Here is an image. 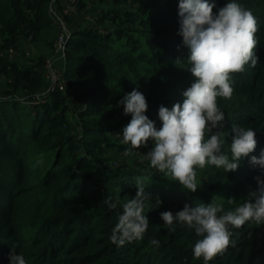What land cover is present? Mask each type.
I'll return each instance as SVG.
<instances>
[{
	"label": "trees",
	"instance_id": "16d2710c",
	"mask_svg": "<svg viewBox=\"0 0 264 264\" xmlns=\"http://www.w3.org/2000/svg\"><path fill=\"white\" fill-rule=\"evenodd\" d=\"M52 2L0 0V84L5 83L0 90V264H10L11 251L27 264H204L193 254L201 237L186 223L165 224L161 213L175 215L186 203L219 204L227 212L255 200V177L264 179V170L249 162L264 150V0H235L257 19L259 60L232 74L231 98L217 100L225 119L212 130L229 132L222 151L230 158L233 125L255 131L256 149L241 158L235 172L197 167L194 193L149 163L112 168L102 156L108 147L130 148L119 136L131 120L119 103L125 94L141 92L148 104L145 115L159 128V107L182 103L183 91L195 80L189 49L178 34L179 0H78L83 22L72 28L65 45V91L53 90L44 103L28 106L48 87L44 59L21 63L9 52L23 39L35 41L54 29ZM208 2L217 13L228 0ZM148 144L153 148L151 140ZM138 176L146 177L149 227L142 239L119 246L110 237L123 203L136 194ZM109 197L119 201L114 210L104 203ZM229 231L232 243L208 264H264V224L250 220Z\"/></svg>",
	"mask_w": 264,
	"mask_h": 264
},
{
	"label": "clouds",
	"instance_id": "9594fccd",
	"mask_svg": "<svg viewBox=\"0 0 264 264\" xmlns=\"http://www.w3.org/2000/svg\"><path fill=\"white\" fill-rule=\"evenodd\" d=\"M215 7L208 0H179L178 34L189 49L187 60L195 80L183 91L182 103H175L171 109L163 105L159 107V128L145 115L147 100L138 90L125 94L119 102L124 107V114L131 115L123 134H118L122 137V144L130 145L125 154H133L132 149L146 147L151 140L153 148L147 154H141L150 162L149 167L193 193L198 189L197 167L203 169L210 164L226 173L235 172L241 158L254 152L257 146L252 128L233 125L230 158L222 151L229 132L212 131L220 128L225 119L217 100L231 98L232 74L244 71L249 62L254 67L259 60L254 51L258 43L255 35L258 23L252 11L235 0H228L217 13L213 12ZM206 134H210L207 140ZM249 162L264 170V150L259 157L251 156ZM145 179L136 178L135 196L122 205V214L118 216L110 237L114 244L123 246L126 242L142 239L149 227V220L144 215L145 200L149 198L145 193ZM255 179L257 189L251 193L254 202L246 200L227 212L219 204L192 206L186 203L175 215L166 211L161 213V218L169 226L179 221L193 229L195 235L201 237L194 244V257L202 258L204 264H208L232 243L229 226L240 228L250 220L264 224V179L260 176ZM233 202L229 200V203ZM104 203L114 210L119 201L113 202L109 197ZM151 243L159 245L155 239ZM9 260L10 264H27L22 254L13 251Z\"/></svg>",
	"mask_w": 264,
	"mask_h": 264
},
{
	"label": "rangeland",
	"instance_id": "374dc122",
	"mask_svg": "<svg viewBox=\"0 0 264 264\" xmlns=\"http://www.w3.org/2000/svg\"><path fill=\"white\" fill-rule=\"evenodd\" d=\"M56 11L58 13L61 11L60 5L56 7ZM76 11L78 12V10ZM77 12L72 13L71 15L65 17L64 19L66 33L69 35L72 33V28L75 27L77 22L80 23L83 22V18L81 17V15L77 16ZM85 18L87 19L89 17H85ZM57 31H58L57 27L54 25V29L53 28L49 29L44 34L40 35L38 39L35 41L29 39H23L21 41V44L19 45V49L13 52V54H11V59L24 63L31 59L43 58L44 65L42 72L46 80L49 78L52 81L53 76L54 74H56V72L59 74L58 77H60V75L62 76L65 54L64 52H59L56 49V45L58 44V41L56 42ZM50 84H52V82ZM61 85L64 86V82L62 80L58 82V86H56V84L52 86L50 85L51 88L48 89L47 87V89L43 90L40 93V96L36 98H32L29 101V104L27 105L35 106L36 104L44 103L47 100L46 96H48L49 93L53 91V88H56L60 91H65V86L63 89L59 88ZM4 89H5V83H1L0 90H4ZM2 149L3 146H0V151ZM151 149L152 147L149 144H147L146 147L145 146L141 147L137 152H133V154L131 155H126L125 151H118L116 148L108 147L102 153V156L105 160L104 165L112 168L127 167L129 169H137V165H136L137 161H140L145 164L148 163L150 164L148 160L142 158L141 154H147ZM35 177L37 178V176Z\"/></svg>",
	"mask_w": 264,
	"mask_h": 264
},
{
	"label": "built area",
	"instance_id": "2783aa9c",
	"mask_svg": "<svg viewBox=\"0 0 264 264\" xmlns=\"http://www.w3.org/2000/svg\"><path fill=\"white\" fill-rule=\"evenodd\" d=\"M77 4L78 0H53L52 5H51V11L52 15L54 17V25L57 27V38L56 42L58 41V44L56 45V49L59 52H64L65 51V45L67 40L69 39L70 35L66 33V28H65V17L71 15L72 13L77 12ZM60 5L61 11L58 13L56 11V7ZM88 20H91V18H88ZM9 56L13 54V51L9 52ZM59 74L56 72L53 76V80L47 79L48 80V89L51 88L52 85L56 84L58 86V82L62 80V76L58 77ZM50 80V81H49ZM52 82V84H50ZM51 85V86H50ZM63 85V84H62ZM60 86L59 88L63 89L64 86ZM55 86V87H56ZM56 88H53L55 90Z\"/></svg>",
	"mask_w": 264,
	"mask_h": 264
}]
</instances>
